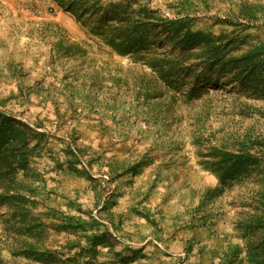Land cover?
<instances>
[{"label":"rangeland","instance_id":"374dc122","mask_svg":"<svg viewBox=\"0 0 264 264\" xmlns=\"http://www.w3.org/2000/svg\"><path fill=\"white\" fill-rule=\"evenodd\" d=\"M248 87L264 0H0V264H246Z\"/></svg>","mask_w":264,"mask_h":264},{"label":"trees","instance_id":"16d2710c","mask_svg":"<svg viewBox=\"0 0 264 264\" xmlns=\"http://www.w3.org/2000/svg\"><path fill=\"white\" fill-rule=\"evenodd\" d=\"M179 23V22H178ZM173 31V33H172ZM170 37L168 40L174 41L177 48H186L183 49V54L187 55L191 52L192 49H195L194 44L188 40V37L185 36L184 40L181 41V35H177V31L175 29L170 30ZM191 35V34H190ZM198 49L196 48V51ZM184 55V56H185ZM185 72V71H184ZM233 73L231 75V81L238 83L242 88H245L246 85H242V81H247L243 77L240 78L242 75L238 69H233ZM160 75L162 76V80L166 82L169 80H174L172 74V70L167 71H159ZM186 73V72H185ZM190 75V74H188ZM203 73H200L199 76H203ZM191 76V75H190ZM198 76V77H199ZM198 77L196 76L192 80H197V85L201 84V81H198ZM251 78V77H250ZM248 79V77H247ZM206 80L204 82H209L212 79H201ZM224 80L229 82L227 77H224ZM247 90L254 92L257 97L264 98V88L261 91L253 90L251 87H248ZM199 95H203L204 91H199ZM190 92L185 93V98L189 99L191 97ZM7 142L10 145H6L5 148L2 149L3 152L7 153L9 149L14 148V141L12 138L7 137ZM253 148H256L255 153L252 154L248 150L237 151V153L233 154H221L219 156L220 165L227 166L230 169L224 170H231L234 171H241L247 176H256L253 180L254 186H257L258 189L255 192H252V196L248 199V212L246 214V221L245 222H237L236 226H240V229L244 230L245 235L243 237L245 242V255H246V264H264V143H260L258 145H253ZM224 173H222L218 179L223 180L225 177ZM237 176L233 174V177ZM249 178V177H248ZM237 262V261H236ZM238 264H242L239 262Z\"/></svg>","mask_w":264,"mask_h":264}]
</instances>
